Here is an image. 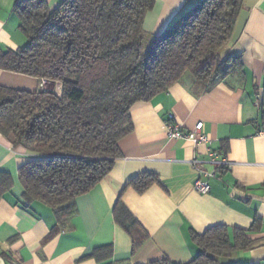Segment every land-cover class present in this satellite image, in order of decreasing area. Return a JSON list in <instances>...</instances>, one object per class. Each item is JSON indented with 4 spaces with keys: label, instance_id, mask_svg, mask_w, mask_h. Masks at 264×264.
I'll return each mask as SVG.
<instances>
[{
    "label": "trees",
    "instance_id": "obj_1",
    "mask_svg": "<svg viewBox=\"0 0 264 264\" xmlns=\"http://www.w3.org/2000/svg\"><path fill=\"white\" fill-rule=\"evenodd\" d=\"M155 5L156 0H63L52 9L46 0H17L13 7L27 43L0 51V68L37 78L48 88L29 92L0 86V134L31 156L18 169L22 199L52 209L57 218L52 236L76 214V199L113 170L121 156L119 143L133 129L134 104L167 92L185 75L209 90L243 74L241 55L223 50L244 0H199L150 36L144 24ZM156 183L158 174L145 171L125 189L142 194ZM11 188V175L0 172V197ZM113 215L137 251L148 235L121 199ZM229 230L226 225L193 230L200 251L189 262L162 258L148 264H220L255 248L258 242L250 235L260 230V222L234 228L233 238ZM112 251L104 246L94 255L102 253L100 264H114Z\"/></svg>",
    "mask_w": 264,
    "mask_h": 264
},
{
    "label": "crops",
    "instance_id": "obj_2",
    "mask_svg": "<svg viewBox=\"0 0 264 264\" xmlns=\"http://www.w3.org/2000/svg\"><path fill=\"white\" fill-rule=\"evenodd\" d=\"M53 9L63 0H46ZM199 0H156L145 19L150 36L163 32L180 13ZM17 0H0V51L17 50L27 42L20 20L12 13ZM224 55L240 54L243 74L220 81L209 90L185 75L167 92L132 106L133 129L120 143L121 156L111 173L90 192L76 199V214L59 232L52 209L26 204L18 169L31 156L13 147L0 134V172L12 177V188L0 197V264H100L96 249L111 246L114 264H148L168 258L186 263L199 254L191 233H204L215 225L248 229L255 220L258 243L238 251L220 264H264V0H244L234 34ZM0 86L36 92L37 78L0 68ZM44 88H48L45 84ZM61 91V85H57ZM183 130L201 127L210 143L198 148L185 140L170 139L168 115ZM218 151L234 165L210 181L211 191L194 190L198 172L191 161L208 160L207 149ZM208 171L213 166L205 164ZM152 171L160 183L139 194L125 189L134 176ZM125 189V190H124ZM121 199L148 238L134 252L133 241L113 215Z\"/></svg>",
    "mask_w": 264,
    "mask_h": 264
},
{
    "label": "built area",
    "instance_id": "obj_3",
    "mask_svg": "<svg viewBox=\"0 0 264 264\" xmlns=\"http://www.w3.org/2000/svg\"><path fill=\"white\" fill-rule=\"evenodd\" d=\"M41 86L43 87L44 83H42ZM165 128L170 139L188 141L196 148L203 145H208L210 143L209 137L205 133H203L201 127H197L193 131L183 130L181 125H179L175 121V117L173 114L168 115ZM260 135L264 136V125L260 131ZM207 153L208 160L202 161L194 158L191 161L192 166L199 174L194 182V190L200 194H208L211 191L210 181L221 176L223 173L230 170L234 165L231 161L228 160V158L222 156L216 150L208 148ZM205 164L212 165L213 170H206V168H204Z\"/></svg>",
    "mask_w": 264,
    "mask_h": 264
},
{
    "label": "rangeland",
    "instance_id": "obj_4",
    "mask_svg": "<svg viewBox=\"0 0 264 264\" xmlns=\"http://www.w3.org/2000/svg\"><path fill=\"white\" fill-rule=\"evenodd\" d=\"M27 43V42H26ZM26 43L24 44V46L26 45ZM190 76V75H189ZM59 85H61V84H59Z\"/></svg>",
    "mask_w": 264,
    "mask_h": 264
}]
</instances>
